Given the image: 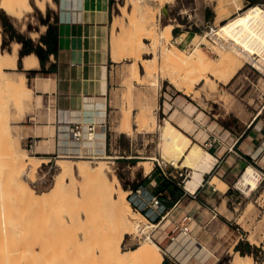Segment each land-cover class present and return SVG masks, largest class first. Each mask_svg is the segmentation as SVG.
Returning <instances> with one entry per match:
<instances>
[{
  "label": "rangeland",
  "instance_id": "rangeland-1",
  "mask_svg": "<svg viewBox=\"0 0 264 264\" xmlns=\"http://www.w3.org/2000/svg\"><path fill=\"white\" fill-rule=\"evenodd\" d=\"M7 1V5H0L1 49L11 52L16 43L20 44V48L17 70H5L3 79L0 77V91L3 95L1 96L3 99L0 108L1 116L9 125L13 137L12 145L19 152L18 154L25 152L31 158H41L46 161L37 169L34 182L27 176L24 177L29 182L24 195L9 201L8 206L12 203L15 205L12 204L13 214H6L0 208V252L18 250V252H26L27 255L32 252L33 257L28 255L32 263L27 260V263L22 261V264H29V262L30 264H113L102 257L98 250L94 251V255L89 247L84 248L85 241L91 242L92 247L99 246L102 245V240L108 232H119L118 222L105 202L100 205L99 221L93 224H85V222L81 224L77 216L82 215L83 206L73 199L69 180L56 194L43 197L31 195L32 190L38 193L50 191L59 174V163H63L62 161L73 166L84 164L90 168L104 165L108 177L110 179L116 177L122 188L128 192L127 199L130 189L137 188L145 178L143 171L148 175L155 166L160 170L159 163L168 176L172 175L170 178L180 191L190 171L194 174L195 168L186 163L185 159L182 162L190 168V171L176 169L161 160L160 156L169 158L162 150L164 144L161 129L166 119H172L177 124L172 118L173 112L179 111L190 120L186 134L203 147L200 149L197 144H194V147L199 150V155L213 151L212 148L206 147L209 142L222 148L230 146L232 142L230 143L229 135L238 136L245 128V124H250L257 118L259 112H261L259 120H262L264 124V74L251 65H245L244 61H238L239 67L235 64L238 68L237 74L228 84H223L225 78L222 80L227 74L220 73L218 75L220 80L216 76L210 77L205 82L193 85L192 93L186 94L183 90L173 87L168 80V75L170 76L173 67L179 64L181 57L193 56V52L187 54L185 52L192 49L190 42L197 34L206 35L205 42L208 40V44L202 43V50L212 61H217L224 49L218 54L212 49V46L216 44L213 42L215 37L209 36L212 34L211 28L214 27L216 30L218 26L234 17L238 13V6L244 11L258 3H264V0L253 2L252 0H224L226 10L220 12L218 0H168L166 3L160 0H136L139 7L136 12L133 8L134 0H113L109 53L116 67L111 74L112 92L109 98L107 121L108 155H103L112 160L100 163L98 160H87L85 158L88 157L85 156L80 158L79 155L62 153L48 156L51 157L50 160L43 158L42 154L37 153V144L46 140L42 136L45 133V127L54 126L53 103L42 97L41 93H37L41 95L40 100L33 99L32 102V96L27 97L21 87L14 89L11 84L19 80L23 72L20 59L23 58L24 46L17 39L24 37L31 39L34 47L43 46L41 38L47 34L48 25L54 26L56 22V7L48 6L45 14L38 9H34L33 13L23 11L22 18L19 20L13 14L9 0ZM246 1H250L251 4L244 8ZM53 2L57 4L59 0H53ZM143 15H146L147 19L154 17L158 41L150 42L144 40L145 36H143L144 45L138 52L141 57L138 58L137 54V57L130 58L121 52L128 40V35L135 30L133 25L136 27L137 20L140 22ZM42 27H46L44 32ZM122 30H125L128 35L119 37L117 33ZM33 32L40 33V37L32 39L30 33ZM165 59L167 64L163 63ZM143 62H146L149 71L147 68V70L141 68L140 64ZM135 64L139 70L138 76L135 74ZM166 65L168 67H165ZM165 69L171 72L167 70L166 73ZM164 72L169 74L166 75ZM38 73L41 74L37 76L34 72L25 73L26 91L27 86L34 87L37 77H44L42 72ZM168 104L171 105L172 110L165 112ZM130 112L131 129H128L123 120L124 116ZM123 131L125 134L121 133ZM13 141H17V144ZM30 141L35 144L32 150L29 148ZM54 143L51 145L50 152L54 151ZM154 158L158 160L151 161ZM245 169L230 183L232 188L230 201L224 203L223 208L217 205L219 209L217 208L216 211L225 215L226 218L214 219V214L207 208L198 209L195 214L192 213L196 223L191 236L198 238L204 232L200 243L219 259L217 264H230L235 256L233 251H236L239 243L242 244L241 250L246 256H252L256 264H264V175L263 178L261 177L262 180L260 179L258 188L249 193V196H245L237 190L238 183L246 172ZM212 176L213 174L206 176L204 186H209ZM11 180V177L7 175L2 178L3 182L12 183ZM168 195L165 200L171 202L173 197L170 192ZM206 206L213 207L212 203L207 202ZM133 213L134 217L138 215ZM72 217L73 221H71ZM6 223L12 224V229L7 233L4 231ZM173 228L168 229V226L162 223L153 234L151 233L162 253H170L169 247L173 245L170 239ZM6 235H9V238H6ZM124 238V249H135L145 240L144 235L137 233ZM10 240L11 242H8ZM235 242H238L237 245ZM248 244L251 246L250 249ZM178 251L179 259L183 256H180L181 254L191 253V258L197 260L202 254V252H188L189 248L187 251L183 246L179 247ZM164 258L167 259L166 256Z\"/></svg>",
  "mask_w": 264,
  "mask_h": 264
},
{
  "label": "bare ground",
  "instance_id": "bare-ground-1",
  "mask_svg": "<svg viewBox=\"0 0 264 264\" xmlns=\"http://www.w3.org/2000/svg\"><path fill=\"white\" fill-rule=\"evenodd\" d=\"M160 1L166 3L168 0ZM9 3L13 14H15L17 17L16 19L19 20L22 18L23 11L33 13L34 9H38L45 14L48 6L55 5L53 0H9ZM7 4V0H0L1 6ZM217 4L219 12L226 10L224 0H218ZM133 8L135 9V12L136 9L139 8L136 0H134ZM237 10L238 13H236L234 17L218 26L213 34H209L210 37H215L214 44H216V46L213 45L212 49H214L217 54L224 49V51L220 53V57L217 61H212L202 50L201 45L202 43L204 44L206 35L200 36L197 34L190 42L192 49L190 51L186 50L185 52L186 54L193 52V56L181 57L179 64L176 65V67H173L170 76L168 75L169 73L166 74L168 69H165L166 73H164L168 75L169 83L173 87L177 88V90H183L186 94L192 93L193 85L205 82L207 79L209 80L210 77L216 76L217 79H219L218 75H220V73L223 75L224 73L227 74L225 77L221 75L223 78L219 77L222 78V80L225 78L223 84H228L233 78H235L238 70L235 64L240 60L242 62L244 61L245 65H251L254 69L264 74V7L255 5L248 10L246 9L243 11V9L238 6ZM145 16L143 15V17L140 18V22L137 20L138 24L136 27L133 25L135 30H133L131 34L128 35L125 30L117 33L119 37H124L125 35L129 36L124 49L121 48L123 51L121 53H124L123 55H127L130 58L137 57L139 50L144 45V42L142 41L143 36H145L144 40L150 42L158 41L157 25L154 17H152L153 19H147ZM45 30L46 27H42V32ZM30 36L32 39H38L40 33L33 32L30 33ZM1 43L2 35L0 31V77L3 79V73L5 70L15 71L18 68L20 44H14L12 51L7 52L1 49ZM205 43L208 44V40ZM140 57L141 55L139 53L138 58ZM20 61L23 72L20 74L21 77L19 80H16L11 85L14 89L18 86L21 87L24 90L25 95L29 97L25 89V73L37 69L39 67V59L36 54L32 53L28 56H24ZM163 63L167 64L166 59ZM140 65L144 70L148 69L146 62H143ZM237 65L239 67L240 63ZM165 67L168 66L166 65ZM138 72V67L135 64L136 76H138ZM128 95L129 93L127 96ZM1 96L3 95H1L0 91V108L3 103ZM260 114L261 112H259L258 115L260 116ZM123 121L128 129H131V112L124 116ZM121 133L125 134L124 131ZM102 135L104 136V134ZM161 137L164 144L162 150L166 156L169 157L165 158L160 156L164 163L170 164L176 169H189L190 171V168L182 162V160L185 159L186 163L194 166L195 172L193 174V172L190 171V175L185 182V190L189 193L191 192L190 194L195 193L197 188L202 185L204 175L209 174L212 171L216 164V159L208 152H203V154L199 155V150L193 146L191 139L169 121H166L164 127H162ZM12 138L9 125L4 118L2 119L0 111V208L6 214L8 213L10 215L13 214L15 205L11 202L14 206L11 203V206H8L9 201L12 198L16 200L17 198L22 197L24 191H26L27 185H29V182L24 177L27 176V178H30L31 181L34 182L37 169L46 162L41 158H31L23 151V153L18 154L19 152L13 148ZM104 141V139L99 141L96 136V139L92 142L83 141L78 144L94 146L99 142L105 144ZM80 158L84 157L81 156ZM85 159L98 160L100 163L105 162L106 160H112V158L107 156L88 157ZM156 160L158 159H151V161ZM62 162L63 163H59L60 165L58 164L60 171L50 191L47 193H38L36 190H32L31 195L33 197H43L50 194H56L62 190L66 185L65 183H68L67 180H69L72 195L74 196L73 199L83 206L81 209L82 215L78 214L77 216L79 223L82 224V222H85V224H93L99 221L101 215L100 205L105 202L106 206L112 211L119 225V232H108V235L102 240V245L92 247L91 242L88 243L85 241L84 248L89 247L94 255V251L98 250L102 257H105L113 264H163L164 255L162 250L151 238L152 231L159 227L149 223L142 214L137 213L138 215L135 217L132 215L135 211L127 199L128 192L122 188L120 181L116 177L110 179L105 171L104 165L90 168L84 164L73 166L72 164H66L65 161ZM245 171L244 176H241L242 179L238 183L237 190L243 195L245 194V196H249L258 188V185L262 180L261 177L264 173L255 167H253V169H246ZM144 173L146 175L147 172L144 171ZM5 175H7V177L10 176L12 179L11 181L13 182H3L2 178H4ZM78 198H80V200H78ZM73 219L74 218L72 217L71 221H73ZM5 226L4 231L6 233L12 229L11 223H6ZM119 233L121 234L118 237ZM136 233L145 236L143 244H140V246L135 249H124V237ZM8 236L9 235H6V238H9ZM10 239L12 240L13 237ZM11 240L8 242H11ZM182 243L185 244L186 239ZM28 255L26 252H18V250L0 252V264H22V261L27 263L29 256H32L33 253L31 252L30 255ZM216 261V258H213L209 264H213ZM230 264L256 263L252 256H244L240 253H235Z\"/></svg>",
  "mask_w": 264,
  "mask_h": 264
},
{
  "label": "crops",
  "instance_id": "crops-1",
  "mask_svg": "<svg viewBox=\"0 0 264 264\" xmlns=\"http://www.w3.org/2000/svg\"><path fill=\"white\" fill-rule=\"evenodd\" d=\"M246 2L244 8L251 4L250 1ZM55 7L56 53L50 55L45 63L44 70L48 73H43L44 77H37L33 88L26 85L29 97L32 96V102L33 99L40 100L41 95L37 93H41L42 97L53 103L55 112L54 126L45 127V133L42 136L46 140L38 143L37 153L49 160L51 157L48 156L57 153L79 155V157H100L108 152V132L104 136L103 133H98L97 139L99 141L104 139L105 144L99 142L94 146L74 142L69 133L72 125L76 123L95 122L103 125L108 121L109 98L112 92L111 74L116 67L109 53L113 0H59ZM31 71H42L40 60L39 67ZM40 74L38 73L37 76ZM171 110L172 107L168 104L165 112ZM172 118L177 124L172 119L166 120L186 134L190 120L179 111L173 112ZM229 136L230 143L232 142L230 146L222 148V146L213 145V151L209 154L216 159V164L209 174L204 175L202 185L195 193H192L193 196L191 192L186 193L185 189H181L171 202H166L167 206L172 209L170 218L163 222L168 229L174 227V224L179 222L185 214L193 215L198 209L207 208L214 214V219L226 218L216 210L217 205L223 208L224 203L230 201L232 197L230 183L245 168L248 170L255 167L264 171V124L262 120L255 118L250 124H245V128L238 136L233 134ZM191 141L193 146L197 144L200 149H203L199 143L192 139ZM52 143H54V151L50 152ZM47 146L48 149H46ZM211 174L213 176L210 178L209 186H204L206 176ZM140 185L154 193L167 191L168 197V192L170 188L175 187V182L164 176L155 166L148 175H145ZM227 187H229L228 191L224 194ZM177 202L179 205L174 208ZM206 202L212 203L213 207H207ZM203 236L204 232L198 238L191 235L188 238H180L169 247L167 264H209L213 258L217 260L213 264H217L219 259L200 243ZM185 239L187 244L182 243ZM182 246L187 251L189 248L188 252H202V254L197 260L191 258V253L181 254L180 256H183L179 259L177 255L181 251L178 249Z\"/></svg>",
  "mask_w": 264,
  "mask_h": 264
},
{
  "label": "built area",
  "instance_id": "built-area-1",
  "mask_svg": "<svg viewBox=\"0 0 264 264\" xmlns=\"http://www.w3.org/2000/svg\"><path fill=\"white\" fill-rule=\"evenodd\" d=\"M257 5L264 7V3H258ZM214 30H215L214 27L211 28L212 34ZM258 117L259 115L257 116V118ZM98 133H103L104 135L107 134V123H104L103 125L96 124L95 122H91L88 124H81V123L73 124L72 127L70 128L69 136L76 143H81L83 141L92 142L96 139ZM30 142L31 144L29 145V148L30 150H32L35 144H32V141ZM214 142H216V138H214ZM206 145H207L206 147H209V149H211L213 147V142H209ZM158 165L164 176H166L167 178L172 177L171 174L169 176L167 175L166 171L164 170V168H162V166L159 163ZM182 188L185 189V183ZM185 192L188 193L187 191ZM191 195L193 196V194ZM166 197H167V191L154 193L151 190H149L147 187L140 185L137 188L130 189L128 200L133 210L136 213L142 214L149 223L157 225L159 227L164 221H166L169 218L172 212V209H170L166 204L165 201ZM178 205L179 202H177L174 205V208L177 207ZM194 223H195L194 217L190 214H185L180 219V221L176 223V225L172 230L170 237L171 243L172 244L176 243L180 237H186V238L189 237L193 231ZM154 232L155 229L152 231V234ZM163 254L166 257L168 255L167 252H163Z\"/></svg>",
  "mask_w": 264,
  "mask_h": 264
},
{
  "label": "trees",
  "instance_id": "trees-1",
  "mask_svg": "<svg viewBox=\"0 0 264 264\" xmlns=\"http://www.w3.org/2000/svg\"><path fill=\"white\" fill-rule=\"evenodd\" d=\"M253 1H256V0H252V2ZM17 40L20 43H22L23 46H24V51L22 53V57H24L25 55L32 54V53L36 54L38 56L39 60H40V64H41V67H42V71L41 72L42 73H48V72H45V70H44L45 63L49 59V56L52 55V54H55L56 50H57V48H56V44H57L56 41L57 40H56V37H55V27L52 26V25H48L47 34L41 38V43L46 48H44L41 45H39L37 47H34L32 40L31 39H26L24 37L20 38V39H17ZM31 72L36 73V75L38 74V72H35V71H31ZM170 194L174 198L177 194H179V189L176 188V187L170 188ZM241 246H242L241 243H239L236 246V252H240L241 255H245V253L241 250ZM247 246H248L249 249L251 248V246L249 244ZM164 264H167V260L164 261Z\"/></svg>",
  "mask_w": 264,
  "mask_h": 264
}]
</instances>
